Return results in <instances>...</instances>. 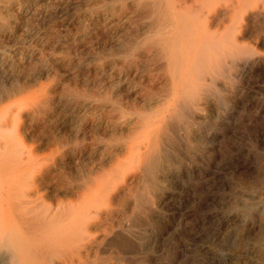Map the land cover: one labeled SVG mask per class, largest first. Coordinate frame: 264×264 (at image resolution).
Returning a JSON list of instances; mask_svg holds the SVG:
<instances>
[{"label":"bare ground","instance_id":"obj_1","mask_svg":"<svg viewBox=\"0 0 264 264\" xmlns=\"http://www.w3.org/2000/svg\"><path fill=\"white\" fill-rule=\"evenodd\" d=\"M93 6L88 12L92 16L101 14L118 22L121 35L115 43L111 64H115L118 75L132 71L139 76L135 85L129 87L132 101L115 100V95L114 100L97 98L84 104L87 109L100 112L97 123L112 136L104 146L101 144L105 152H98L83 178L68 189L67 201L55 199L40 208V201L23 194L15 187L21 182L15 183L13 178L16 185L0 188V264H129L131 248L140 238L138 227L144 211L165 209L172 201L179 205L175 209H184L180 206L189 195L178 196L175 188L190 192L196 183L193 176L199 168L198 147L212 137L211 132L204 131L212 124L208 109L228 99L229 96L223 98L228 84L237 85L236 78L264 64V0H98ZM5 10L4 4L1 11ZM252 16L260 24L252 37L263 46L259 49L262 51L243 41L249 32L245 22ZM237 94L240 107L241 92ZM12 113L0 119V164L4 168L10 164L18 167L7 173L22 169L21 164V168L18 166L20 161L18 165V160L9 162L13 139L4 136L3 128L14 127L18 121L19 114ZM104 164L106 167H102ZM6 171L5 168L3 172ZM22 172L26 173L24 169ZM184 216V220L188 219L189 213L186 211Z\"/></svg>","mask_w":264,"mask_h":264},{"label":"rangeland","instance_id":"obj_2","mask_svg":"<svg viewBox=\"0 0 264 264\" xmlns=\"http://www.w3.org/2000/svg\"><path fill=\"white\" fill-rule=\"evenodd\" d=\"M6 1L0 0V119L13 111L12 114H19L14 127L9 125L3 129L4 136L13 139L10 152L14 154L9 153V162L18 160V165L20 161L18 166L21 164L22 169H16L19 173L13 172L15 178L12 172L7 173L18 168L15 164L5 166L6 172L0 164V188L21 182L17 184L20 187H15L37 198L41 208L61 198L67 201L73 184L87 173L98 152H105L103 144L111 139V133L97 123L100 112L91 111L84 104L97 98L114 100L118 94L119 97L123 94V98L115 96V100L127 103L133 96L129 87L135 85L139 76L132 71L118 75L115 64H111L115 43L121 34L117 20L88 13L98 0H64L66 4L63 0ZM4 4L7 10L2 12ZM253 18L245 22L249 32L243 41L262 51L259 49L263 46L252 37L260 25ZM235 80L236 87L231 83L227 85L228 91H224L223 98L229 96L228 99L208 109L212 124L204 131L211 132L212 137L198 147L199 168L193 176L194 187L190 192L179 186L176 187L179 190L175 188L178 196L189 195L188 201L180 206L184 209H175L179 205L172 201L165 209L146 210L152 214L144 211V220L141 217L143 221L140 220L138 227L140 238L136 239L139 243L134 241L131 249L135 250H131L129 264H264V64ZM239 91L240 107L237 105ZM186 211L189 217L184 220Z\"/></svg>","mask_w":264,"mask_h":264}]
</instances>
